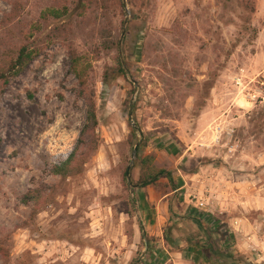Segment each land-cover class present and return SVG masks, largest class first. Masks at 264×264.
Returning a JSON list of instances; mask_svg holds the SVG:
<instances>
[{
	"label": "rangeland",
	"instance_id": "1",
	"mask_svg": "<svg viewBox=\"0 0 264 264\" xmlns=\"http://www.w3.org/2000/svg\"><path fill=\"white\" fill-rule=\"evenodd\" d=\"M23 30L41 49L0 92V264H229L179 238L163 178L131 185L160 167L178 185L202 165L220 171L216 196L199 188L206 204L191 208L221 225L217 244L264 264V107L237 111L233 82L264 65V0H0V65ZM65 44L86 66L96 145L60 177L50 166L86 109ZM116 54L126 73L110 78ZM222 111L236 115L232 149L211 141Z\"/></svg>",
	"mask_w": 264,
	"mask_h": 264
},
{
	"label": "trees",
	"instance_id": "2",
	"mask_svg": "<svg viewBox=\"0 0 264 264\" xmlns=\"http://www.w3.org/2000/svg\"><path fill=\"white\" fill-rule=\"evenodd\" d=\"M19 33L18 44L11 53L6 54L3 63L0 65V92L5 88L9 77L18 74L27 63L40 52L41 49L38 41H31L28 39V32L23 30ZM65 47L69 61V70L72 72L76 80V93L83 98L86 109L84 121L79 129L74 145L60 162L53 163L50 166L49 172L60 177L78 173L88 154L96 145V137L94 134L96 116L94 112V104L90 95L91 91L86 90V66L80 55L77 54L72 46L65 44ZM110 73V78L125 75L126 73V68L118 54L115 56V65L111 68ZM105 77L104 74L102 76V81H105ZM128 112L131 114L133 109L129 108ZM159 178H164L166 180L165 191L169 192L165 195L166 209L169 216L172 219H176V221H171L170 225L175 228L179 238L183 239L185 242L197 243L200 246L206 261L212 258L229 264H248V261L242 257L241 254H235L220 244L225 234L224 230L220 229L221 225H207L204 224L200 215H197V213L189 214L186 211L181 212L178 209L175 210L177 207L174 208L173 202L176 199L177 193L176 191L170 192V189L175 188L176 185L169 169L160 167L154 171L139 174L135 180L130 181L132 187L135 188L147 184H153ZM38 190L27 189L21 194L20 200L23 203H27L31 199V194H37ZM182 221L188 222V224L193 227L191 231L187 230L188 228L185 230L183 226H181ZM138 226L140 229V235L143 237L144 230L140 222L138 223ZM213 233L217 235L216 238L212 236ZM216 239L220 241L219 244L215 242Z\"/></svg>",
	"mask_w": 264,
	"mask_h": 264
},
{
	"label": "built area",
	"instance_id": "3",
	"mask_svg": "<svg viewBox=\"0 0 264 264\" xmlns=\"http://www.w3.org/2000/svg\"><path fill=\"white\" fill-rule=\"evenodd\" d=\"M233 82L236 97L239 100L237 104L235 103L237 111L246 113L252 107H264V65L253 74L236 75ZM235 118V114L227 117L225 111L220 112L210 125L211 141L217 143L223 139V143L228 149H232L236 144L235 139H233V133L237 126V122L233 121ZM205 202V199L199 197L195 205L203 207L206 204Z\"/></svg>",
	"mask_w": 264,
	"mask_h": 264
},
{
	"label": "crops",
	"instance_id": "4",
	"mask_svg": "<svg viewBox=\"0 0 264 264\" xmlns=\"http://www.w3.org/2000/svg\"><path fill=\"white\" fill-rule=\"evenodd\" d=\"M198 168H197L198 170L197 169L190 170L188 173L184 175L181 184L176 185L175 183L176 187L173 189H170V192H171V191H177L178 188H183V190L185 191V194H184L185 200L191 203V204H188L189 208H186V207L184 208V210L188 212L189 214L197 213V211L194 212L193 208H191V205L195 204L197 198L200 197V198L207 200V197L205 195L203 196V195H200L199 193H195V191L201 192L200 190H198L199 188L207 187V189H211L214 192V193L212 192L214 196H216L214 190L216 188L215 186L218 184L217 178H218L220 171L216 168L207 167V165H204V167L203 165L198 166ZM161 179L162 178L157 179L156 182L161 181ZM164 181L166 182L165 179ZM144 187H148V184L142 187H139V188L143 189ZM165 190L166 189L162 190L161 192H158L157 194L158 198L160 199L165 198V195L169 193L168 191H165ZM217 203L213 206L214 207L217 206Z\"/></svg>",
	"mask_w": 264,
	"mask_h": 264
},
{
	"label": "water",
	"instance_id": "5",
	"mask_svg": "<svg viewBox=\"0 0 264 264\" xmlns=\"http://www.w3.org/2000/svg\"><path fill=\"white\" fill-rule=\"evenodd\" d=\"M132 124H134V123H132ZM135 149H136V143L133 145V147H132V150H131V154L133 155L134 154V152H135ZM128 166L129 165H126V168H125V173L127 174V171H128Z\"/></svg>",
	"mask_w": 264,
	"mask_h": 264
}]
</instances>
